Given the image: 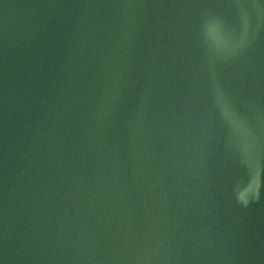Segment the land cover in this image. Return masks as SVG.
Segmentation results:
<instances>
[{
	"label": "water",
	"instance_id": "obj_1",
	"mask_svg": "<svg viewBox=\"0 0 264 264\" xmlns=\"http://www.w3.org/2000/svg\"><path fill=\"white\" fill-rule=\"evenodd\" d=\"M211 18L0 0V264H264L260 146H205L216 89L264 112V35L224 38L210 93Z\"/></svg>",
	"mask_w": 264,
	"mask_h": 264
},
{
	"label": "snow or ice",
	"instance_id": "obj_2",
	"mask_svg": "<svg viewBox=\"0 0 264 264\" xmlns=\"http://www.w3.org/2000/svg\"><path fill=\"white\" fill-rule=\"evenodd\" d=\"M227 5V10L224 9ZM187 6L207 10L211 15L209 21V46L199 53L202 58L203 71L211 93L212 81L220 72L230 77L235 64L223 67L218 53L224 45V38L240 31L242 20L249 30H258L264 35V0H187ZM215 109L207 120L205 146L211 148L218 137L231 134L235 150L239 152L245 143L253 146L259 144L264 157V112L256 115L255 104L246 102L243 95L237 102L231 95H225L222 89H216Z\"/></svg>",
	"mask_w": 264,
	"mask_h": 264
}]
</instances>
